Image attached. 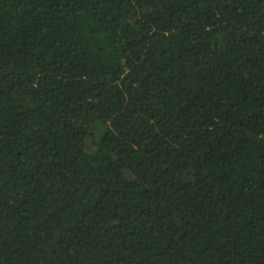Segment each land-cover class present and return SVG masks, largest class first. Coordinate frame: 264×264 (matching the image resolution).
Returning a JSON list of instances; mask_svg holds the SVG:
<instances>
[{"label": "trees", "instance_id": "obj_1", "mask_svg": "<svg viewBox=\"0 0 264 264\" xmlns=\"http://www.w3.org/2000/svg\"><path fill=\"white\" fill-rule=\"evenodd\" d=\"M0 264H264V0H0Z\"/></svg>", "mask_w": 264, "mask_h": 264}]
</instances>
